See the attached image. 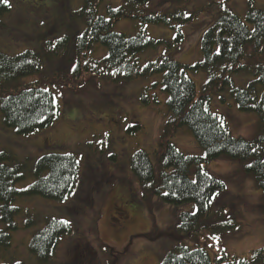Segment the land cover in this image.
<instances>
[{
	"label": "rangeland",
	"instance_id": "374dc122",
	"mask_svg": "<svg viewBox=\"0 0 264 264\" xmlns=\"http://www.w3.org/2000/svg\"><path fill=\"white\" fill-rule=\"evenodd\" d=\"M4 1L10 5V11L0 17V51L5 54L39 49L45 42L66 36L73 38L83 31L80 22L73 20L83 0ZM220 1L225 0H186L181 4L174 0H148L145 12L164 14L182 8L191 14L204 5ZM227 1L229 9L242 18L250 3L254 8L264 10V0ZM122 2L102 0L100 14H106L107 6L118 7ZM210 16L212 14L205 12L197 14L176 30L147 25L146 33L154 39H163L164 43L138 54L139 61L171 57L180 64L199 62L202 59L201 37L212 22ZM140 29L135 19H122L113 25L115 32L130 36ZM67 55L71 56L70 51ZM104 56L105 49L95 46L93 57L102 60ZM68 68L67 61H46L40 73L23 77L17 86ZM188 75L199 94L206 77L201 73ZM233 76L235 86H245L254 80L246 74ZM84 80L88 81L87 77ZM161 80L162 74L158 73L118 85L98 81L76 91L52 88L58 117L50 127L33 134L20 135L14 129L6 128L0 113V153L13 159L7 162L8 165L23 168L24 179L15 185L18 190L33 182L34 164L43 155H72L79 163L78 178L65 201L56 202L39 196L14 200L12 205L19 209L14 218L17 229L10 230L0 218V230H6L11 236L10 246L0 256V264H38L36 257L28 251V244L32 234L43 227L46 218L64 221L71 228V233L61 241L55 260L48 264H112V256L115 264H160L179 243L190 248L202 244L211 258L224 252L230 257L245 258L252 250L264 247V200L256 180L246 171L250 161L221 156L204 167L225 187L214 199L212 209L222 210V219L232 222L235 230L238 227L236 231L222 233L217 239L194 242L176 231L180 214L194 212L193 204H163L157 197L147 202L142 199V190L131 172V159L137 151H145L154 160L164 130L169 124L174 125L166 106L167 94L159 84ZM153 94L157 97L156 102L150 96ZM142 96L148 97L147 105L142 104ZM209 108L222 117L233 136L248 141L258 137V116L238 110L228 90L216 92ZM135 123L140 129L127 132ZM167 135H170L167 140L182 154L204 155L186 127L182 126L176 132L171 127ZM152 222L157 228L150 233ZM155 231L163 236L158 234L159 238L151 241L153 239L149 238L157 234ZM139 234L148 236L147 240L138 237ZM118 255L119 259H116Z\"/></svg>",
	"mask_w": 264,
	"mask_h": 264
},
{
	"label": "trees",
	"instance_id": "16d2710c",
	"mask_svg": "<svg viewBox=\"0 0 264 264\" xmlns=\"http://www.w3.org/2000/svg\"><path fill=\"white\" fill-rule=\"evenodd\" d=\"M101 1L83 0L80 9L74 13L73 20L84 27L80 35L66 36L68 39L61 37L43 43L39 49L16 55L0 51V113L4 126L20 135L50 127L58 117V104L52 88L76 91L98 81L118 85L160 73L162 80L159 84L167 94L166 106L174 125L169 124L164 130L154 160L145 151H137L131 159V172L142 190V199L147 202L157 197L163 204H193L194 212L180 214L176 231L194 242L217 239L222 233L234 231L236 226L222 219V211L212 209L214 199L225 189L224 184L204 167L221 156L250 161L246 171L256 180L264 200V10L256 9L250 3L242 18L229 9L225 0L211 2L191 14L182 8L164 14H147L145 5L148 0H123L118 7L107 6L106 14L102 15L99 11ZM9 11L10 5L0 0V17ZM202 12L212 14V22L201 37L202 59L199 62L180 64L171 57L139 61L138 54L164 43L163 39H154L146 33L147 25L176 30L180 24L192 21ZM122 19L137 20L141 29L132 36L115 32L113 25ZM177 36L180 37V33L177 32ZM97 45L106 51L102 60L93 57ZM69 51L72 57L67 55ZM53 60L67 61L69 68L17 86L20 79L40 73L45 62ZM189 73H201L206 77L199 94ZM235 74L251 75L254 80L245 86H235L232 79ZM86 77L88 81L84 80ZM222 90L230 92L238 110L258 116L260 131L254 141L233 136L222 117L211 112L212 96ZM150 96L153 102L157 101L156 95ZM141 102L147 105L148 97L142 96ZM182 126L191 132L203 149L202 157L184 155L167 140L171 127L176 132ZM139 129L136 123L127 132ZM12 160L6 153H0V218L10 230H16L14 218L19 209L12 205L14 200L39 196L56 202L65 201L78 178L79 163L72 155H43L34 164L33 182L18 190L15 185L24 179L23 168L8 165L7 162ZM154 228L157 227L153 223L150 233ZM70 233L71 228L66 222L46 218L43 227L32 234L28 251L36 257L38 264L52 263L61 241ZM158 234L163 236L157 232L149 239L157 240ZM138 237L147 240L148 236L139 234ZM10 244L9 233L0 230V256ZM115 257L119 259V255ZM120 257L122 259L123 254ZM113 259L112 256V264H115ZM160 264H264V247L252 250L245 258L230 257L225 252L211 258L207 247L202 244L190 248L179 243Z\"/></svg>",
	"mask_w": 264,
	"mask_h": 264
}]
</instances>
